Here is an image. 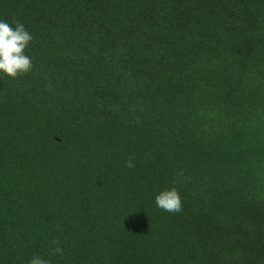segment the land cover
<instances>
[{"label":"trees","instance_id":"obj_1","mask_svg":"<svg viewBox=\"0 0 264 264\" xmlns=\"http://www.w3.org/2000/svg\"><path fill=\"white\" fill-rule=\"evenodd\" d=\"M0 20L33 37V69L0 78V264H264V0ZM173 187L181 211L157 208Z\"/></svg>","mask_w":264,"mask_h":264},{"label":"clouds","instance_id":"obj_2","mask_svg":"<svg viewBox=\"0 0 264 264\" xmlns=\"http://www.w3.org/2000/svg\"><path fill=\"white\" fill-rule=\"evenodd\" d=\"M33 39L31 33L22 23L16 22L15 27L8 22L0 20V78L4 75L16 78L33 69L32 59L26 54L27 46ZM128 163L132 160L129 158ZM156 207L167 212L181 211V199L178 191L173 187L159 191L154 196ZM54 253L61 249H53ZM29 264H47L43 258L33 256Z\"/></svg>","mask_w":264,"mask_h":264}]
</instances>
